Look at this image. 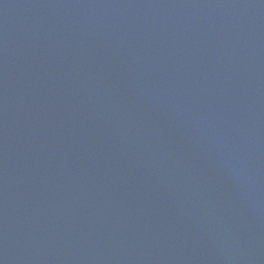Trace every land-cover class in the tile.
<instances>
[{"label":"water","instance_id":"1","mask_svg":"<svg viewBox=\"0 0 264 264\" xmlns=\"http://www.w3.org/2000/svg\"><path fill=\"white\" fill-rule=\"evenodd\" d=\"M0 264H264V0H0Z\"/></svg>","mask_w":264,"mask_h":264}]
</instances>
